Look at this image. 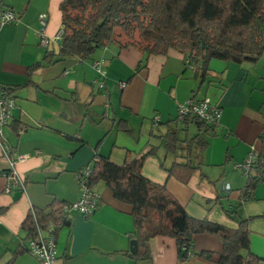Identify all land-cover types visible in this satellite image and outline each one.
Wrapping results in <instances>:
<instances>
[{
  "label": "crops",
  "instance_id": "0c3cea01",
  "mask_svg": "<svg viewBox=\"0 0 264 264\" xmlns=\"http://www.w3.org/2000/svg\"><path fill=\"white\" fill-rule=\"evenodd\" d=\"M60 3L0 0L3 10L20 14L18 25L0 26V87L11 90L17 104L1 140L10 146L12 159L27 156L16 165L26 189L6 194L9 162L0 145V264H41L28 252L23 223L32 209L49 212L55 204L78 202L75 175L93 167L96 155L116 164L147 155L144 177L166 186L196 219L232 229L249 219L250 251L264 264V177L242 202L247 177L235 169L253 147L264 153V55L257 63L213 59L203 86L186 56L176 50L148 55L111 43L92 59L49 64L45 54L57 51L59 44L41 46L39 17L49 15L46 33L55 36L63 27ZM95 60H104L105 80L93 67ZM194 96L209 97L222 108L216 130L176 123L179 106ZM155 117L160 118L158 125ZM169 132L181 143L201 135L209 144L205 150L194 148L197 171L186 184L165 170L183 155L162 146ZM92 189L101 203L89 218L70 213V225L58 230L55 264H217L223 245L209 234L194 237L195 256L186 261L179 260L176 240L167 236L150 239L149 258L130 257L131 242L137 240L132 206L118 201L104 182ZM202 252L214 256L208 260L198 255Z\"/></svg>",
  "mask_w": 264,
  "mask_h": 264
},
{
  "label": "trees",
  "instance_id": "16d2710c",
  "mask_svg": "<svg viewBox=\"0 0 264 264\" xmlns=\"http://www.w3.org/2000/svg\"><path fill=\"white\" fill-rule=\"evenodd\" d=\"M60 11L63 40L57 51L46 52L49 64L73 58L92 59L100 48L111 43L148 55H166L176 50L186 56L187 64L195 67L196 79L203 86L213 59L257 63L264 55V0H61ZM117 30L130 37L128 43L117 39ZM193 124L200 130L207 127L200 122ZM208 145L201 135L181 143L175 132H169L162 146L170 154L183 153L181 161L165 169L169 177L188 183L197 171L192 161L194 148L205 150ZM146 156L116 164L96 155L98 161L93 162L89 179L92 187L104 182L118 201L132 206L139 248L136 258L150 257L148 244L152 237L167 236L176 240L179 260L186 261L194 255V237L209 234L223 245L217 264L260 263L261 259L250 251L249 219L232 229L190 216L166 186L144 177ZM254 173L246 176L242 202L251 197L256 182L261 180L252 177ZM65 206L55 204L49 212L32 209L22 225L28 238L36 236L38 227L46 229L53 223L59 230L70 225L63 211ZM198 255L208 260L214 256L211 252ZM8 264H13V260Z\"/></svg>",
  "mask_w": 264,
  "mask_h": 264
},
{
  "label": "built area",
  "instance_id": "2783aa9c",
  "mask_svg": "<svg viewBox=\"0 0 264 264\" xmlns=\"http://www.w3.org/2000/svg\"><path fill=\"white\" fill-rule=\"evenodd\" d=\"M20 22V14L13 10L0 11V26L18 25ZM40 30L38 31L41 46L48 48L51 44H59L63 40L64 30L62 29L53 37H49L46 29L49 24V15L41 14L39 17ZM188 66L195 71V67L188 63ZM93 67L100 74V77L105 80L106 72L102 69L101 61H94ZM97 83V82H96ZM127 83H120V88L125 89ZM99 88H104V83H99ZM16 98L13 94L0 87V145L2 151L9 162V169L4 174L6 178V186L4 192L10 194L12 191L25 190V181L19 176L16 165L27 159V156H18L17 159L11 158V148L2 139V132L7 127L12 119V112L16 108ZM105 116L108 118L110 112V103L105 104ZM176 123H194L200 122L211 130H216L220 125L222 118V108L212 99L205 97L198 99L196 96L190 98L187 102L179 106ZM154 123L158 125L160 118L155 117ZM95 158L93 162H97ZM235 169L244 176H248L254 171L259 174V178L264 177V153L256 148H252L247 157L235 165ZM92 174V167H85L75 175L76 182L80 190V199L74 204H67L64 207V214L67 218L70 213L77 212L85 218H89L99 207L101 197L97 194L89 184V179ZM225 191H230V186L225 185ZM36 236L30 239L28 243V252L36 258L41 264H55L57 261V230L58 227L51 223L46 229L37 228ZM192 257V255L190 256Z\"/></svg>",
  "mask_w": 264,
  "mask_h": 264
},
{
  "label": "rangeland",
  "instance_id": "374dc122",
  "mask_svg": "<svg viewBox=\"0 0 264 264\" xmlns=\"http://www.w3.org/2000/svg\"><path fill=\"white\" fill-rule=\"evenodd\" d=\"M117 39L118 40H120V41H122L123 43H128L129 42V40H130V37L128 36V35H125L123 32H121L120 30H117ZM136 38H137V40H138V35H136L135 36ZM96 61H101L102 62V69H103V71L104 72H106V69H104V60H96ZM98 75H99V78H100V80L102 79L101 77H100V74L98 73ZM203 98H205V97H203ZM209 98V97H208ZM211 99V98H210ZM179 112V111H178ZM177 112V113H178ZM178 115V114H177ZM178 124H180V125H182V123L181 122H179ZM194 128L195 127H191V130H194ZM237 173L238 174H240V175H242L240 172H238L237 171ZM243 176V175H242ZM223 183H226V182H223Z\"/></svg>",
  "mask_w": 264,
  "mask_h": 264
},
{
  "label": "water",
  "instance_id": "95a60500",
  "mask_svg": "<svg viewBox=\"0 0 264 264\" xmlns=\"http://www.w3.org/2000/svg\"><path fill=\"white\" fill-rule=\"evenodd\" d=\"M138 252V241L137 240H133L131 242V249H130V257H133L135 254H137Z\"/></svg>",
  "mask_w": 264,
  "mask_h": 264
}]
</instances>
